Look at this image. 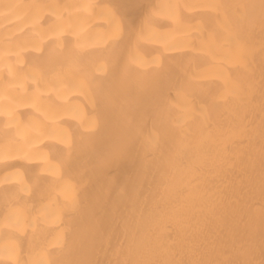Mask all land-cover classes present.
<instances>
[{
    "label": "bare ground",
    "instance_id": "obj_1",
    "mask_svg": "<svg viewBox=\"0 0 264 264\" xmlns=\"http://www.w3.org/2000/svg\"><path fill=\"white\" fill-rule=\"evenodd\" d=\"M0 264H264V0H0Z\"/></svg>",
    "mask_w": 264,
    "mask_h": 264
}]
</instances>
